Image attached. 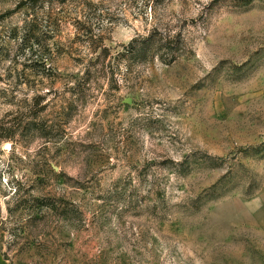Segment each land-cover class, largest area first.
<instances>
[{"label": "rangeland", "instance_id": "rangeland-1", "mask_svg": "<svg viewBox=\"0 0 264 264\" xmlns=\"http://www.w3.org/2000/svg\"><path fill=\"white\" fill-rule=\"evenodd\" d=\"M21 1L0 0V119L63 116L0 137V264H264V0L43 3L45 68L9 38ZM150 36L168 63L138 41L109 81L102 50Z\"/></svg>", "mask_w": 264, "mask_h": 264}, {"label": "trees", "instance_id": "trees-1", "mask_svg": "<svg viewBox=\"0 0 264 264\" xmlns=\"http://www.w3.org/2000/svg\"><path fill=\"white\" fill-rule=\"evenodd\" d=\"M56 1L57 0H23L17 6V9L21 10V13L23 14L24 23L21 27L12 29L10 31L9 38L16 41V49L19 55H23V60L29 61L28 66L41 65L45 68L46 63H50L51 61L52 53L45 42L47 40V34L51 31L48 23H50V18L55 19L56 14L54 16L50 10L51 7H44L43 3L51 5L56 3ZM65 1L66 0H61L57 2L64 3ZM37 3H40L41 6L36 8ZM138 41L145 45L144 47L148 52L150 51L151 55L154 53L159 54L160 60L163 63H168L166 62L168 55L165 53L166 51L164 52L162 50H167V46L170 45L171 42L169 37H166L163 41H161L158 47L156 46L158 43L155 42L152 36L149 38H134L131 42H129V44L122 46L121 49H118L113 54L109 50H102L100 57H102L104 61L107 59V63H102V65L108 68L106 78L109 81L115 80L116 74L118 73L117 69L115 70L112 65L115 64L117 67L123 60H126V62L124 61L126 72L123 74V78L125 81L128 80V64H130L138 52V49L136 48V43ZM153 46H156L154 51L152 50ZM88 74H90V71L86 69V71L82 74L81 83L79 82L76 87L69 89L71 90V94L78 92L79 94L85 95L86 91L89 89L88 86H86L89 83V80L86 78ZM42 109L43 107L39 105V101H34L31 104L27 99L16 101L14 103V108L8 111L2 119H0V137L14 139L16 134L23 138L43 136L48 131L58 128L55 127V123L58 122V120H61V117L63 116L62 111L56 113V122L51 124L49 126V130L47 131L45 122L41 121L39 117V113ZM63 123H65V121H63Z\"/></svg>", "mask_w": 264, "mask_h": 264}, {"label": "water", "instance_id": "water-1", "mask_svg": "<svg viewBox=\"0 0 264 264\" xmlns=\"http://www.w3.org/2000/svg\"><path fill=\"white\" fill-rule=\"evenodd\" d=\"M125 102H127V103H130V99L128 98ZM53 167V169L55 170V171H57V167L56 166H52Z\"/></svg>", "mask_w": 264, "mask_h": 264}]
</instances>
